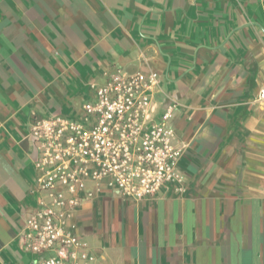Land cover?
<instances>
[{
  "label": "crops",
  "instance_id": "1",
  "mask_svg": "<svg viewBox=\"0 0 264 264\" xmlns=\"http://www.w3.org/2000/svg\"><path fill=\"white\" fill-rule=\"evenodd\" d=\"M119 68L155 70L181 185L75 213L96 264H264V0H0V264H31L36 116L83 120Z\"/></svg>",
  "mask_w": 264,
  "mask_h": 264
},
{
  "label": "built area",
  "instance_id": "2",
  "mask_svg": "<svg viewBox=\"0 0 264 264\" xmlns=\"http://www.w3.org/2000/svg\"><path fill=\"white\" fill-rule=\"evenodd\" d=\"M107 77L92 84L96 98L83 104V120L54 113L30 123L39 150L40 194L25 222L31 264H96L74 217L80 205L106 188L140 201L167 184L184 182L179 165L185 146L176 142L173 105L158 113V72L119 68ZM258 99L264 103V86Z\"/></svg>",
  "mask_w": 264,
  "mask_h": 264
}]
</instances>
